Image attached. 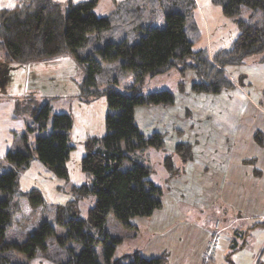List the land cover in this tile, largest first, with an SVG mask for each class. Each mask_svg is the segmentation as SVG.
<instances>
[{"label": "trees", "instance_id": "1", "mask_svg": "<svg viewBox=\"0 0 264 264\" xmlns=\"http://www.w3.org/2000/svg\"><path fill=\"white\" fill-rule=\"evenodd\" d=\"M98 1L68 0L63 5L57 0H19L14 8L0 10V56L5 63L70 57L81 72L79 100L89 103L106 97L108 102L106 132L89 136L84 144L82 169L91 181L72 187L78 198H96L87 219L76 215L73 201L57 220L65 232L44 220L30 233L11 235L16 185L21 171L31 165L33 151L41 162L67 177L74 148L71 114L51 115L52 99L36 92L15 98V117L26 119V129L16 134L22 136V145L11 148L4 158L12 168L0 173V264H31L38 256L53 264H166L168 251L155 257L136 252L113 262L124 238L106 228L112 213L136 230L133 218L149 217L163 205L165 188L151 179L152 166L143 153L149 148L164 151L166 134L143 132L135 108L173 105L175 93L168 89L143 93L145 79L178 70L183 91L184 74L191 69L197 75L193 92L218 94L236 86L228 67L243 65L259 54L264 62V0H211L239 30L230 46L212 53L207 47L195 49L202 39L196 0H113V10L102 17L94 10ZM259 105L264 109V89ZM35 132L33 148L29 135ZM254 139L264 146L262 131L257 130ZM174 152L182 164L177 166L174 155H165L164 168L170 177H178L193 156L189 142H178ZM246 162L256 165L255 158ZM254 169L255 174L261 173ZM34 194L43 201L38 191L27 193ZM261 226L264 221L252 222L248 228ZM239 247L234 240L232 251ZM211 258L206 256L203 264Z\"/></svg>", "mask_w": 264, "mask_h": 264}, {"label": "crops", "instance_id": "2", "mask_svg": "<svg viewBox=\"0 0 264 264\" xmlns=\"http://www.w3.org/2000/svg\"><path fill=\"white\" fill-rule=\"evenodd\" d=\"M18 1L0 0V10L12 9ZM111 1L113 7L109 12L114 8V2ZM196 2L198 7L196 17L198 23L202 24L200 29L203 32V29L209 26V15L200 9L198 0ZM222 15L221 18L226 19L223 20L224 23L230 20ZM220 46L222 45L216 50L223 48ZM203 47H207L211 52V41L206 39ZM0 61L4 63L1 66V74L7 77L6 80L10 84L8 89H4L5 92H0V159L5 158L7 152L16 144V134L26 129V119L15 117L14 114L16 97L30 92H36L44 98L56 101L68 100L72 97L79 114L69 111L64 113L71 114L73 125L76 117L77 122H82L84 120L82 115L89 116L93 103L98 101L96 99L83 103L79 100L77 82L81 72L77 63L70 57L9 64L0 56ZM5 65L9 67L8 72L5 71ZM188 72L193 73L195 80L197 79L195 72L187 71L186 74ZM231 78L234 80L232 75ZM17 80L18 86L23 90L21 94L14 90L17 87ZM235 84L233 89L218 94L196 93L192 92L191 86L190 88L185 86L183 92H176L173 105H144L135 108L136 123L143 132L169 133L172 139H170V147L178 141L189 140L193 144L194 151L193 160L185 166V175L180 178L168 175L169 178L166 180L170 183L166 184L167 190L164 193L162 207L149 217L132 219V223L138 229L150 230L148 245L151 250L146 257H155L168 251L169 263L166 264H203L207 245L214 233L199 230L203 241L198 248L195 247L194 242L183 241V239L193 240L195 236L191 234L193 231L189 230V224H186L185 212L189 207H194V211H203L212 205V200L216 202L223 200V204L229 205L239 216H242H238L241 221L264 218V146L258 145L254 139L257 130L264 133V109L259 105L262 92L258 94L260 99H253L246 93L244 87L239 83L235 82ZM179 101H182L181 106L184 107L177 106ZM188 108H192L196 114L194 113L195 120L192 124L189 126L185 124V129L184 124L183 126L176 124L175 114L184 113L185 116ZM187 117L190 119L192 115L188 113ZM190 128H194L195 131L189 133ZM178 130L182 132L178 134ZM93 135H103V133H93ZM193 136H196V143L191 140ZM250 158H255L257 165L261 166L260 174L254 173L253 163L246 162V159ZM195 168H198L196 178L189 172ZM180 203H184V206Z\"/></svg>", "mask_w": 264, "mask_h": 264}, {"label": "rangeland", "instance_id": "3", "mask_svg": "<svg viewBox=\"0 0 264 264\" xmlns=\"http://www.w3.org/2000/svg\"><path fill=\"white\" fill-rule=\"evenodd\" d=\"M57 1H59L63 5H65V2L68 3V0ZM72 1L76 3L87 0ZM198 3L200 9H202L205 14L209 15V26H207L206 29L204 28L203 32L201 31L204 37L199 43L195 45V49L203 47L206 39L211 41L212 47L210 48V53H212V51H215L219 45H222L220 47L223 48L229 46L230 43H232L235 37H237L239 34L238 26L231 19L224 23L223 20L226 19L221 18V16H223L221 7L212 4L211 0H198ZM112 7L113 3L111 0H99L94 10L98 16L102 17L104 15L110 14L109 11ZM200 25L202 27V24L198 23L199 29ZM261 55L262 54L251 56L243 65L227 68L228 73H231V75L234 77V81L244 87L246 93H248L253 99H260L261 97L258 98V94L264 89V62L262 63L261 61H258ZM3 64L4 63L0 61V92H5L4 89H8V87L10 86L9 82L7 81V77L1 74V66H3ZM7 66L5 65V71L8 72L9 67ZM187 71L193 70L189 69ZM178 73V70H174L170 71V73L168 72L159 74L153 78H146L145 83L142 87L143 93L168 89L173 91L176 96V92H180L179 82L182 79V76ZM231 75L229 76L231 77ZM183 79L184 90L185 86L186 88H190V86L192 88L193 82L195 80L193 73L188 72V74H186L185 78ZM127 81L131 83L132 77H130V79ZM16 85L17 87L14 90L16 91V93L21 94L23 90L21 86H18V80ZM50 101L52 105L51 115L62 113L64 111L73 112L76 115L79 114L72 97H70V99L68 100ZM182 101H179L177 106H181ZM107 106V98L100 97L98 98L97 102L93 103L89 111V116L85 117L84 115H82L84 119L82 122H77V117L74 116V118L76 117V122L70 130V143L72 146H74V148L71 150L70 158L67 163V177L58 175L51 166L41 162L38 159L36 151H33L31 165L27 169L21 171L16 185V190L12 202L13 226L11 228V235L30 233L44 220H47L55 225V228L57 230H63L65 232V227L58 226L57 220L59 215H63V210L72 205L73 201L76 202L74 207H72L73 211L75 210L76 215L83 220L87 219L88 210L94 205L96 198L94 195H90L85 198H78V195L72 190V187L90 183L91 181V176L82 169V159L85 155L84 144L86 142V139L89 136H92L93 133L99 134V132H102L104 134L106 132L105 118L107 113ZM188 113L192 115L190 119L187 117ZM194 113L196 114V112H194L192 108H188L185 116L184 113L182 115L177 112L175 114L176 124H180L181 126H183L184 124V128L186 129L185 124L189 126V124H192L195 120ZM194 128H190L188 130L189 133H193L195 131ZM49 131L50 128H48L45 133H48ZM180 133L181 132H179L178 134ZM37 134L38 132L31 133L29 135V144L33 148L35 147L34 141L36 140ZM165 134V150L160 151L154 148H149L143 153V156L147 161H150L149 163L152 166L153 172L151 175V179L157 184L163 186L166 192V184L170 183V181L166 180L169 178V176L164 168V157L167 154L174 155V160L177 166L180 167L182 164L181 158L174 152L175 145L178 142H189V140L178 141L174 146L170 147L172 140L171 136L169 133ZM191 140L196 143V136L191 137ZM21 145L22 136L19 135L17 136L16 144H14L12 148H17ZM191 145L193 150V144L191 143ZM193 157L194 151L192 159L190 161L193 160ZM189 162H187L186 164H188ZM255 166L258 169H261V166H258L257 163L256 165H253V167ZM11 168V163L6 161L4 158L0 159V173L8 171ZM197 169L198 168H195L192 171H189L191 175L194 176V178H196L195 176H197ZM183 175H185V167L184 171L178 177H176L180 178ZM173 177L176 178L175 176ZM189 184L190 183H187V185ZM31 191H38L43 201L39 199L37 194H34L33 197H31V195H27V193ZM211 203L212 205H210L203 211L200 210L201 212L197 210L194 211V207H189L186 210V224H189L190 231L196 233L191 232L192 235L195 234L193 240L183 239V241L194 242L195 247L198 248V245L201 243V241H203L202 238H200L199 230H206L208 232L212 231L214 233L213 237L207 245L206 254H204V256H212L207 264H264V226L257 228H248L252 222L264 221V218L257 217L252 219L251 221H241L240 219H238L239 215L237 214V211H234L229 205L223 204V200H218L217 202L216 200H212ZM227 203L229 202L227 201ZM180 204L181 206H184V203ZM106 228L110 233L117 236H122L124 238L122 243H119L117 245L116 252L113 257V262L125 255H133L136 252L140 253L143 256H149L151 250L148 245V241L151 237L149 229L137 228L135 230L128 228L121 224L112 213L109 215ZM237 233L244 234V236L241 237ZM213 239H217V243L214 247V250L210 251L213 247ZM234 240L238 241L240 247L237 250L232 251ZM192 249L193 247L191 246V250ZM31 264L53 263L43 258L42 256H38L31 262Z\"/></svg>", "mask_w": 264, "mask_h": 264}, {"label": "built area", "instance_id": "4", "mask_svg": "<svg viewBox=\"0 0 264 264\" xmlns=\"http://www.w3.org/2000/svg\"><path fill=\"white\" fill-rule=\"evenodd\" d=\"M216 243H217V239H213V240H212L213 247L216 246Z\"/></svg>", "mask_w": 264, "mask_h": 264}]
</instances>
